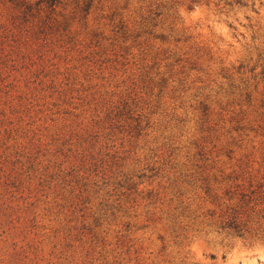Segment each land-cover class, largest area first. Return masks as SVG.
Returning a JSON list of instances; mask_svg holds the SVG:
<instances>
[{"label":"rangeland","instance_id":"obj_1","mask_svg":"<svg viewBox=\"0 0 264 264\" xmlns=\"http://www.w3.org/2000/svg\"><path fill=\"white\" fill-rule=\"evenodd\" d=\"M264 0H0V264H264Z\"/></svg>","mask_w":264,"mask_h":264},{"label":"clouds","instance_id":"obj_2","mask_svg":"<svg viewBox=\"0 0 264 264\" xmlns=\"http://www.w3.org/2000/svg\"><path fill=\"white\" fill-rule=\"evenodd\" d=\"M262 258H264V257H262ZM251 264H256V262L255 261H252Z\"/></svg>","mask_w":264,"mask_h":264}]
</instances>
